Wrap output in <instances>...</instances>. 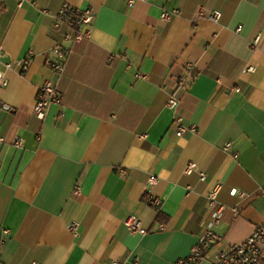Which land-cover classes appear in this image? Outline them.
I'll use <instances>...</instances> for the list:
<instances>
[{"label":"crops","instance_id":"0c3cea01","mask_svg":"<svg viewBox=\"0 0 264 264\" xmlns=\"http://www.w3.org/2000/svg\"><path fill=\"white\" fill-rule=\"evenodd\" d=\"M33 1L0 0V264H176L198 242L217 185L223 246L264 225V0ZM65 3L94 11L89 39L63 41L69 29L54 25ZM164 11L175 15L162 21ZM58 43L69 49L62 76L47 65ZM182 74L189 85L176 89ZM46 81L62 105L40 121ZM171 93L197 133L177 136ZM130 215L151 232L130 233Z\"/></svg>","mask_w":264,"mask_h":264},{"label":"built area","instance_id":"2783aa9c","mask_svg":"<svg viewBox=\"0 0 264 264\" xmlns=\"http://www.w3.org/2000/svg\"><path fill=\"white\" fill-rule=\"evenodd\" d=\"M20 5L24 2H34L33 0H18ZM148 2L150 0H128L131 7L135 5L136 2ZM175 13L170 11H164L161 15L162 21H169ZM203 11H200V16H203ZM222 15L219 11H214L208 15V19L213 22H219ZM95 14L92 9L81 10L69 3H65L57 17L55 22V28L61 29L63 26L67 27L69 30L63 34V41L69 43H80L91 37L92 23L94 21ZM242 30V27L238 28V32ZM261 39V34L257 35L254 40L253 45L256 46ZM33 52L30 51V54ZM69 49L63 44H56L47 60L48 67L55 72L57 75L62 76L66 71V58L68 56ZM2 54V49L0 48V57ZM115 56H111L113 59ZM7 69L13 67L12 63L6 64ZM189 69L191 67H188ZM28 70V64H21V72H26ZM256 68L254 66L248 67L246 69L247 73H254ZM138 78L143 76L138 75ZM8 80L4 73L0 71V85L6 86ZM189 85V77L187 74H182L176 78L175 88L184 89ZM239 91V90H238ZM62 100L56 85L52 81H46L40 88L38 92V99L36 105L33 109L34 116L40 121H44L52 106H61ZM179 100L175 93H171L167 103V108L174 113V122L177 125V136L182 137L187 132L191 134L197 133V128L195 126H187L184 123L183 117L179 114ZM2 107L0 105V111ZM0 141L3 139L0 138ZM13 146L22 149L23 140L16 139L13 141ZM232 148L231 143H227L224 146V151L229 152ZM237 157V155H235ZM197 165L195 163H190L185 171L186 174L190 175L197 171ZM200 179L204 181L206 179V174L200 172ZM157 182V177L151 175L148 180V185L150 187L154 186ZM220 185H217L211 190V192L206 197L205 203V218L203 223V229L198 238V242L192 247L190 254L176 264H199L202 260L212 257V264H264V225L258 226L243 242L238 244H229L223 246V238L216 231L221 223V215L225 209V206L218 201V195L220 192ZM80 189H76V193H79ZM231 195L245 197V194L237 189L231 191ZM147 204L156 210H160L162 207V201L154 196H148ZM125 226L132 234L146 235L151 232L150 229L145 228L139 217L135 215H130L125 221ZM80 224L75 222L72 223L68 229L71 233L77 236ZM165 229L163 224H160L158 231H163ZM32 264H38L36 262ZM113 264H121L115 261Z\"/></svg>","mask_w":264,"mask_h":264}]
</instances>
